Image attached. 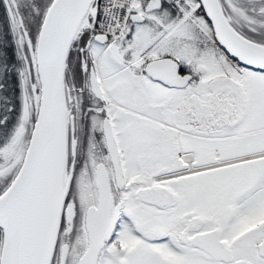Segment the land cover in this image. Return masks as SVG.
Instances as JSON below:
<instances>
[{
    "label": "flooded vegetation",
    "instance_id": "obj_1",
    "mask_svg": "<svg viewBox=\"0 0 264 264\" xmlns=\"http://www.w3.org/2000/svg\"><path fill=\"white\" fill-rule=\"evenodd\" d=\"M219 2L238 33L264 45V6L238 13ZM9 13L0 0V22ZM200 15L199 44L211 47L203 70L185 55V36L169 47L81 28L72 40L63 188L71 179L50 264H150L152 254L159 264H264V198L252 197L264 189V70L233 59ZM8 27L0 25V196L21 166L24 111L34 115L40 88L28 44L26 102L24 53ZM106 58L114 68L104 72ZM2 243L0 227V254Z\"/></svg>",
    "mask_w": 264,
    "mask_h": 264
},
{
    "label": "water",
    "instance_id": "obj_2",
    "mask_svg": "<svg viewBox=\"0 0 264 264\" xmlns=\"http://www.w3.org/2000/svg\"><path fill=\"white\" fill-rule=\"evenodd\" d=\"M92 2L52 0L40 24L35 47L39 102L19 171L0 196V264H50L71 179L70 174L63 188L65 63ZM199 3L218 45L240 64L264 70V45L238 33L219 0ZM157 5L158 0H154L148 8ZM95 16L92 11V22ZM131 20L143 18L132 15ZM97 36L106 39L104 35Z\"/></svg>",
    "mask_w": 264,
    "mask_h": 264
},
{
    "label": "rangeland",
    "instance_id": "obj_3",
    "mask_svg": "<svg viewBox=\"0 0 264 264\" xmlns=\"http://www.w3.org/2000/svg\"><path fill=\"white\" fill-rule=\"evenodd\" d=\"M10 9V13L8 15V22H4L5 25H8L9 27V33H11L10 40H16V44L18 46L20 55L24 53V71H25V91H26V102L31 100L30 95V86H31V69H30V63H28V44H30V47L33 43V35L30 34L33 27H31V21L29 18H23L24 14L28 12V9L26 6L28 5V0H6ZM51 0H36V6L33 5V9L37 11V15H40L44 10L46 11L49 3ZM141 3V6L143 8H147L149 2L152 0H139ZM159 5L156 8H153L152 10H147V13L149 14L148 17H143V21H131L128 24V32L127 36H123L122 40H146L147 42L156 43L162 46L171 47L170 45L176 43L179 38H182V36H185V40L187 43H185L184 50L185 55L189 58L195 59L194 60V66L198 70H203L205 68H209L211 65V47L210 43L207 41V39H203L204 45H200L199 42L200 39L196 33L200 30H197L196 25H203L202 17H200V12L198 11L197 7L194 6V0H185L190 3V7L187 3L183 2V0H158ZM233 5L238 9V13H241L243 9H248L251 11L252 9L263 7L264 1L263 0H231ZM174 5L176 9H180L179 7H182L183 10H185L187 13L182 17V14L180 13V10L178 11L180 14L175 15L177 13L171 11L170 5ZM192 6V8H191ZM32 9V10H33ZM196 10V11H194ZM24 21V22H23ZM40 21V20H39ZM0 22V25L4 24ZM38 23V19H37ZM197 28V29H196ZM14 36H13V32ZM201 36V35H200ZM12 38V39H11ZM9 39V38H8ZM7 39V40H8ZM207 52V53H206ZM111 59L108 60L107 58L104 61V72L107 68H109V71L114 68V65L111 66L110 63ZM108 65L110 67H108ZM35 66V65H34ZM207 71V70H205ZM27 106V105H26ZM29 106V105H28ZM30 117V119L28 118ZM33 116H28L27 107L24 111V130H25V143L27 142V135L30 129L31 119ZM21 118L19 117L18 121ZM15 130V128L13 127ZM12 129V130H13ZM81 178H85L82 177ZM78 180V184H79ZM75 193L77 194L78 191H76V185L74 184L71 195L74 197ZM254 196H261V198H264V189H261L255 193L252 194V197ZM139 208V207H137ZM154 215H157L158 217H161V213L154 210ZM150 264H159L161 263L160 260L157 258V256H150L149 262ZM137 264H140L139 261H137ZM198 264H206L204 261L198 262ZM209 264V263H208Z\"/></svg>",
    "mask_w": 264,
    "mask_h": 264
},
{
    "label": "built area",
    "instance_id": "obj_4",
    "mask_svg": "<svg viewBox=\"0 0 264 264\" xmlns=\"http://www.w3.org/2000/svg\"><path fill=\"white\" fill-rule=\"evenodd\" d=\"M94 5L95 22L87 20L85 26L95 33L106 35L112 41L123 35L131 15L143 14L139 0H94Z\"/></svg>",
    "mask_w": 264,
    "mask_h": 264
},
{
    "label": "trees",
    "instance_id": "obj_5",
    "mask_svg": "<svg viewBox=\"0 0 264 264\" xmlns=\"http://www.w3.org/2000/svg\"><path fill=\"white\" fill-rule=\"evenodd\" d=\"M196 1H198V0H194V2H196ZM27 3H28V5L26 6V8L28 9V12L24 14L23 18L24 19L25 18H29L30 20H32L30 23H31V25H32L31 27H33V29H32L30 34L33 35L32 50L34 51L35 44H36V38H37L38 31H39V27H40L42 18H43V16H44L46 11L44 10L40 15H37V17H36L37 11H36V9L35 10L33 9V5L36 6V4H35L36 0H28ZM197 9L202 13V15H204V13H203V11H202L200 6H198ZM37 19H38V23H37ZM27 56H28V59H29V54ZM30 69H31V72H32L33 71L32 62L30 63ZM36 81H37V84H39L37 76H36ZM36 109H37V103H36V106H35V111H34L33 118L31 119V124H32V122L35 119ZM31 124H30V128H31ZM29 132H30V129H29ZM28 136H29V133L27 135V141H28ZM25 144L27 145V142Z\"/></svg>",
    "mask_w": 264,
    "mask_h": 264
},
{
    "label": "bare ground",
    "instance_id": "obj_6",
    "mask_svg": "<svg viewBox=\"0 0 264 264\" xmlns=\"http://www.w3.org/2000/svg\"><path fill=\"white\" fill-rule=\"evenodd\" d=\"M84 22H85V20H84ZM39 95H40V92H39Z\"/></svg>",
    "mask_w": 264,
    "mask_h": 264
}]
</instances>
